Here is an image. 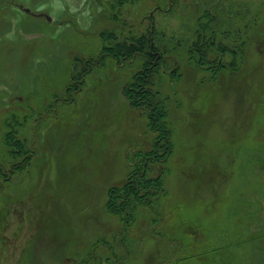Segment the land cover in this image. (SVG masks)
<instances>
[{"label":"rangeland","instance_id":"1","mask_svg":"<svg viewBox=\"0 0 264 264\" xmlns=\"http://www.w3.org/2000/svg\"><path fill=\"white\" fill-rule=\"evenodd\" d=\"M106 33L155 45L173 142L127 231L110 191L160 132L127 96L146 55L74 73ZM7 133L0 264H264V0H0V165Z\"/></svg>","mask_w":264,"mask_h":264},{"label":"trees","instance_id":"2","mask_svg":"<svg viewBox=\"0 0 264 264\" xmlns=\"http://www.w3.org/2000/svg\"><path fill=\"white\" fill-rule=\"evenodd\" d=\"M104 35H101L103 42L108 41L111 44L107 46L103 44L96 57L79 60L74 73L77 70V77L83 78L90 68L105 67L108 59L120 64L137 55H146L149 61L137 73V80L130 84L127 96L134 108L143 110L148 114L151 129L156 133L160 132L154 139L152 150L138 153L137 157L140 160L131 161V171L127 177V182L121 187L112 188L110 191L107 210L120 219L123 229L127 231L134 225L140 208L145 207L153 210L154 204L167 196L163 175L153 176L152 172L155 166L162 165L169 159L173 151V142L166 128L165 104L159 99L155 90L156 77L160 68L157 63H154L158 59V55L154 53L157 51L155 45L150 43L145 35L122 40L118 39L114 33H106V37L103 38ZM197 45L200 46V44ZM199 51L198 53H201L205 60L206 51L203 45ZM72 76L74 77V74ZM77 83L78 81L75 82V85ZM15 140L16 138L13 141ZM13 141L10 138V133H7L4 137V145L8 149L15 147L16 151L11 152L15 156L14 159L19 157L18 159L21 161L17 160L10 165H0V194L10 181L11 175L21 167L28 152H23L26 145L25 140L20 141L22 145L15 144ZM90 258L94 264L99 263L94 254Z\"/></svg>","mask_w":264,"mask_h":264},{"label":"flooded vegetation","instance_id":"3","mask_svg":"<svg viewBox=\"0 0 264 264\" xmlns=\"http://www.w3.org/2000/svg\"><path fill=\"white\" fill-rule=\"evenodd\" d=\"M158 58H159V56H158Z\"/></svg>","mask_w":264,"mask_h":264}]
</instances>
